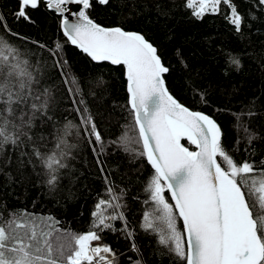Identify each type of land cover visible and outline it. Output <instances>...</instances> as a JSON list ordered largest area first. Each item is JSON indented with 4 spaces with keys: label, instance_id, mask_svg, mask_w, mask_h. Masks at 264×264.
<instances>
[{
    "label": "trees",
    "instance_id": "16d2710c",
    "mask_svg": "<svg viewBox=\"0 0 264 264\" xmlns=\"http://www.w3.org/2000/svg\"><path fill=\"white\" fill-rule=\"evenodd\" d=\"M233 3L243 17L239 33L225 19L230 15L227 7L221 5L218 13L197 19L185 0H110L103 6L93 1L89 15L105 27L142 33L170 69L165 74L169 93L191 111L202 112L217 123L222 145L235 161L248 160L260 168L264 167V7L256 0ZM17 11L18 0H0V36L40 69V90L51 89L55 96L50 112L53 119H44L32 129L35 142L39 144L44 135L54 143L51 138L57 128L68 122L77 126L73 131L80 135L67 137L74 147L65 149L69 152L67 167L60 170L55 191L47 186L31 143L0 148V220L22 216L26 223L40 224L60 243L57 237L97 231L91 227L92 213L101 199L112 201L119 205L115 213L124 220L111 223L117 229L126 224L133 234L130 241L121 231L100 233L101 242L113 250L115 264H134L137 259L141 264H181L140 228L144 212L153 206L150 201L145 203L144 191L153 169L146 157L119 145L125 133L139 137L123 69L93 62L71 46L61 32L60 17L44 3L27 10L30 20L18 18ZM57 43L62 47L53 56L49 50ZM228 54L241 61L238 71L226 65ZM64 61L67 63L60 68L58 64ZM77 86L80 92L75 95ZM85 107L102 137V152L94 136L84 134L90 127L81 124ZM250 135L254 137L251 145ZM182 144L194 150L186 140ZM165 196L171 200L167 190ZM109 214H113L111 207L104 212ZM132 242L138 252L132 250ZM183 242L186 249L185 236Z\"/></svg>",
    "mask_w": 264,
    "mask_h": 264
},
{
    "label": "snow or ice",
    "instance_id": "6c2138e0",
    "mask_svg": "<svg viewBox=\"0 0 264 264\" xmlns=\"http://www.w3.org/2000/svg\"><path fill=\"white\" fill-rule=\"evenodd\" d=\"M94 2L103 6L110 0ZM256 2L264 7V0ZM41 3L64 16V36L91 61L123 69L139 137L125 133L119 145L127 152L146 157L153 169L144 189L145 203L150 201L153 206L144 212L141 230L153 235L156 243L181 264H264V167L257 168L248 160L235 161L222 145V131L217 123L204 113L189 110L169 93L165 74L170 69L157 47L142 33L96 23L89 15L93 0H18L15 15L30 20L27 10L37 9ZM70 4L81 7L69 13L66 6ZM221 5L230 10L225 19L239 33L243 17L233 0H185V6L197 19L206 13H218ZM65 13L75 19L70 21ZM61 47L57 43L49 51L56 56ZM225 59L226 65L240 69L239 58L228 54ZM66 63L58 66L63 68ZM39 72L19 49L0 36V148L27 147L31 143L32 155L47 177L46 184L55 191L60 170L67 167L69 152L65 149L74 147L67 137L80 133L74 132L77 126L68 122L62 129L57 128L51 138L54 143L44 135L39 144L35 142L32 129L44 119H53L50 112L55 101L51 89L40 90ZM79 92L77 86L73 94ZM81 116V124L90 125L84 134L94 136L102 152V137L87 107ZM182 139L196 150L190 151ZM253 139L248 136L249 145ZM166 190L171 200L166 198ZM108 191L111 193L112 189ZM108 207L113 214L104 215ZM118 207L101 199L92 213L91 227L97 231L57 237L60 243L55 242L51 232L46 234L40 224L26 223L22 216L0 220V264H115L113 250L99 242L100 233L105 230L124 232L132 241L133 234L126 224L117 229L111 223L124 220L122 214L115 213ZM131 247L139 251L135 242ZM134 264H141V260Z\"/></svg>",
    "mask_w": 264,
    "mask_h": 264
},
{
    "label": "water",
    "instance_id": "95a60500",
    "mask_svg": "<svg viewBox=\"0 0 264 264\" xmlns=\"http://www.w3.org/2000/svg\"><path fill=\"white\" fill-rule=\"evenodd\" d=\"M94 1V0H93ZM47 7V6H46ZM67 8H68V11H69V13L70 12H77L79 9H80V5H76V4H70V5H67L66 6ZM47 9L49 10V11H51V12H54L57 16H59L60 17V29H61V32H62V34H63V30H62V19L64 18V16H62L61 14H59V13H57L56 11H55V9H49L48 7H47ZM64 15H67V18L71 21V20H74L75 18L74 17H72V16H70V15H68L67 13H65ZM64 35V34H63ZM65 37V36H64ZM66 38V37H65ZM67 39V38H66ZM69 44L71 45V46H73L74 48H76L78 51H80V49H78L77 47H75L74 45H72L70 42H69ZM81 52V51H80ZM83 53V52H82ZM124 78H125V76H124ZM126 80V79H125ZM126 86H127V84H126ZM127 88V87H126ZM128 103H129V94H128ZM129 106H130V104H129ZM184 106V105H183ZM130 109H131V106H130ZM131 111H132V109H131ZM133 112V111H132ZM133 116H134V114H133ZM135 121V120H134ZM137 129H138V131H139V128H138V126H137ZM182 140H186V139H182ZM182 140H181V143H182ZM187 141V140H186ZM192 145V144H191ZM193 147H194V150L193 151H195L196 149H195V146L194 145H192ZM169 193V192H168ZM169 195H170V193H169ZM170 197H171V195H170ZM185 240H186V245H187V237H186V235H185Z\"/></svg>",
    "mask_w": 264,
    "mask_h": 264
}]
</instances>
